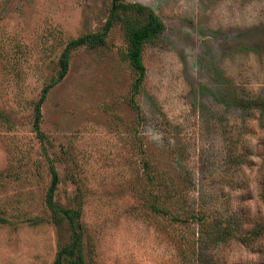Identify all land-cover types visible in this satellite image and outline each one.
I'll return each mask as SVG.
<instances>
[{
    "label": "rangeland",
    "instance_id": "rangeland-1",
    "mask_svg": "<svg viewBox=\"0 0 264 264\" xmlns=\"http://www.w3.org/2000/svg\"><path fill=\"white\" fill-rule=\"evenodd\" d=\"M122 1L164 25L137 91L115 20L46 89L39 141L61 50L112 0H0V264H51L68 239L45 205L49 164L85 264H264V113L236 105L264 98V0Z\"/></svg>",
    "mask_w": 264,
    "mask_h": 264
},
{
    "label": "trees",
    "instance_id": "trees-1",
    "mask_svg": "<svg viewBox=\"0 0 264 264\" xmlns=\"http://www.w3.org/2000/svg\"><path fill=\"white\" fill-rule=\"evenodd\" d=\"M129 11H132L134 14L128 13ZM119 19L126 34L128 62L136 71V77L132 82L131 97L137 91L144 74V65L141 61L142 44L152 37L161 34L164 25L160 18L147 6L139 3H127L122 0H112L109 14L99 31L85 33L69 39L61 50L58 57L57 76L42 88L41 94L33 107L32 127L39 141L45 139L44 134L39 128L40 103L43 100L46 89L66 72L70 51L79 46L102 44L109 28L115 20ZM236 105L242 108H258L264 113V98L260 96L246 99L237 98ZM48 167L50 181L45 193V205L50 212L53 223L55 225L64 223L69 231L67 241L59 244L51 264H85L81 249L82 239L79 225V209L62 207L54 201L53 193L57 184V174L52 164H49Z\"/></svg>",
    "mask_w": 264,
    "mask_h": 264
},
{
    "label": "clouds",
    "instance_id": "clouds-1",
    "mask_svg": "<svg viewBox=\"0 0 264 264\" xmlns=\"http://www.w3.org/2000/svg\"><path fill=\"white\" fill-rule=\"evenodd\" d=\"M156 139H158V137H155Z\"/></svg>",
    "mask_w": 264,
    "mask_h": 264
}]
</instances>
